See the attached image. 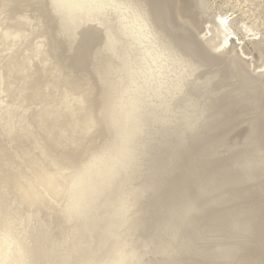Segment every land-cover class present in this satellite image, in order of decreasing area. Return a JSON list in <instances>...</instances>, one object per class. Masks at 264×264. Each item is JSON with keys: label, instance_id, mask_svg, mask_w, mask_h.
<instances>
[{"label": "bare ground", "instance_id": "bare-ground-1", "mask_svg": "<svg viewBox=\"0 0 264 264\" xmlns=\"http://www.w3.org/2000/svg\"><path fill=\"white\" fill-rule=\"evenodd\" d=\"M3 1L0 264H95L99 256L78 254L104 242L122 195L131 211L162 181L160 211L143 213L134 240L108 245L111 264H162L181 226L177 241L201 232L203 245L189 250L208 264H259L264 64L260 42L255 55L233 37L239 27L243 38L261 36L262 0H247L256 7L243 19L210 12L208 0ZM52 28L65 40L51 39ZM15 96L27 103L9 104ZM121 177L126 192L112 197ZM14 219L21 227L5 230Z\"/></svg>", "mask_w": 264, "mask_h": 264}, {"label": "rangeland", "instance_id": "rangeland-1", "mask_svg": "<svg viewBox=\"0 0 264 264\" xmlns=\"http://www.w3.org/2000/svg\"><path fill=\"white\" fill-rule=\"evenodd\" d=\"M4 3H5V1L0 0V6L2 4H4ZM199 8L203 12V4L200 3ZM206 8L209 9L210 7H206ZM259 9H260V7H259ZM28 10L31 11L30 8H28ZM214 10L219 12V10L217 8H213L212 10H210V12L211 11H214ZM230 14H232V13H230ZM3 16L4 15H2V16L0 15V20H1V18ZM21 18H22L21 19V22L25 25V17L22 16ZM243 28L244 27H241V28L239 27L238 28L241 33L245 31ZM50 32H51V35H52L51 36V39H53V36L55 35V37L57 39L60 38L61 40H65V39H62V37H57L56 36L57 30H55V29L52 28ZM258 35L259 36H256V37H252V36L251 37L249 36L248 38L246 36L244 37V41L247 42L248 46H250V49L251 50L254 49L253 50V53H255V55L258 53V51L255 49V47H254L255 44H253V43L255 41H257L256 39L258 37H260V34H258ZM236 42H238V44L240 42L237 39V37L235 39V42L233 41V43H236ZM260 43H262V41H260ZM8 46H10V43L7 41L5 46L2 45V49L4 47H8ZM2 54H5V52L2 53ZM221 66H225V63L224 64L222 63ZM206 91H209V90H206ZM7 94H9V87L8 86H5L2 90L0 89V97L1 96H4V95H7ZM205 97H206V94H205ZM181 99H183V98H181ZM8 103L9 104H18L19 106H22V105L26 104L27 102H26V100H25V98L23 96H19V97L18 96H15L14 99H12V97H9ZM9 107H11V106L9 105ZM238 132L237 133L240 134L241 133V129ZM171 151L172 150H170V151H162L161 153H159V157H158L159 164L157 165V168L158 169L155 170L156 173L159 172V174H160L161 173V169H163V171H164L165 168L166 169L168 168L169 165H167V164H168L169 159L167 161V158H168V153L170 154ZM121 173H123V172H121ZM164 183H165L164 181H162L161 183H157V185L152 190H150L151 192H149V190H148L147 193H144L141 196V199L139 200V204L136 205V206H134L131 211L129 210V208H126V206H129L130 204L125 201L126 198L125 199L122 198L123 195L120 198V201H118L119 198L117 196L114 197V200H117L118 202H120L119 205H118V208H120L121 206L122 207L119 210H117V211L115 210L114 211V213H113L114 215H113V217L110 220L112 225L110 227H108L106 225V227H105V232L109 233V235L104 239V242L101 243L100 246H98L96 248L94 247V248L84 249V250L80 251L79 254H78V259L77 260H80L82 262V261H84L86 259L93 258L94 255H95V256H99L98 260L95 261V264H98L103 257H104L103 258V261L104 262H106L107 264H111L112 261L115 260L114 257L118 258V256L115 253L111 252L110 250H106L105 251V249H107L108 248V245H110L114 241H116V243H117V242H125L127 239L128 240H130V239L134 240L135 239V236L138 233H140L141 230H142V228H144V226H145V223H143V224L142 223L141 224L137 223V221H138L139 218L144 219V218L141 217L143 215V213L146 211L147 212L146 213V216H148L150 214L151 210L152 209L155 210L157 207H158V209L155 211L154 214H156L157 212L160 211V206L164 203V198H163L164 196L162 195V189H163L162 188V185ZM126 184H127L126 178L121 177L119 179V181H118V183H117L114 191H112V197L115 196L114 193L117 191V189L119 191L126 192ZM229 191H230V193H235L237 191L236 190V186H235V190H233V191L229 190ZM233 199L234 198H232V201H233ZM122 209H123V212L122 213H128L130 211L129 212L130 214L128 213L129 215L126 214V215H123L122 216L121 215L122 214L121 213V210ZM3 215H4L3 213H0V219H1L0 220V223L3 222ZM115 216H122V217H119L116 220L115 219ZM129 216H132V219H129L128 222L125 223V225H126V227H125V225H122L121 222L123 220H126V218L129 217ZM152 217H153V214H151L150 218H152ZM35 220L36 219H34V222H35ZM73 222H75V221H73ZM73 222H71L70 225L75 226V224ZM5 223H6V228H8V229H5V230H9V227L12 226V225H13V230H16L17 228H20L21 227V225H18V220L17 219H14L13 221H10L8 226H7V220H5ZM76 224H79V223L77 222ZM184 228H185V226H181L180 229H179V231L177 232V234L173 238L174 239V241H173L174 243L173 244L176 245L177 251H175V253L173 254L174 256L172 258H168V260H175L177 262H184L181 259V257L188 256V259L189 258L192 259L193 257H196L194 259V261H204V259L207 260V261H209L210 260L209 257H208L209 259H207L202 254L201 255H198V256H195V255H193V251H190L189 250L190 248L198 247L199 245H201V246L203 245L201 243V240H200V238H201V232L200 233L197 232L196 238H194V240L192 242H189V240H187V238H188L187 237V233H184L183 235L180 234V236L178 238V241H177L176 236L179 235V233L181 232V229H183L182 232L185 231ZM17 232L18 233H21L20 231H17ZM22 234H26V232L25 231H22ZM209 234L211 235V234H213V232H209ZM10 235L12 236L11 233H10ZM86 235L87 234H83V236H86ZM85 238H87V237H85ZM183 238H186V241L185 242L182 241ZM126 243H128V242L126 241ZM185 246L187 248H184ZM173 248H174V245H170V249L174 251ZM11 249H12V247H11ZM118 261H119V259H118ZM83 264H93V259L86 260Z\"/></svg>", "mask_w": 264, "mask_h": 264}, {"label": "snow or ice", "instance_id": "snow-or-ice-1", "mask_svg": "<svg viewBox=\"0 0 264 264\" xmlns=\"http://www.w3.org/2000/svg\"><path fill=\"white\" fill-rule=\"evenodd\" d=\"M206 7H215L219 10V15L222 17L227 13H234L236 17L243 19L244 15L248 13L249 8L255 9V4H249L247 0H208ZM260 14L264 18V0L260 4ZM261 36L257 38L256 42L264 41V27L261 28ZM236 37L240 38V46L243 47L245 43L244 38L239 30L236 31L233 41L235 42ZM255 59V57H253ZM259 60L261 64H264V43L260 44L259 47ZM262 75H264V69H262ZM69 157L74 159L72 152L69 151ZM162 264H208L207 261H191V262H177L175 260H166ZM223 264H256L255 261H237L228 259L223 261ZM259 264H264V258L259 261Z\"/></svg>", "mask_w": 264, "mask_h": 264}]
</instances>
